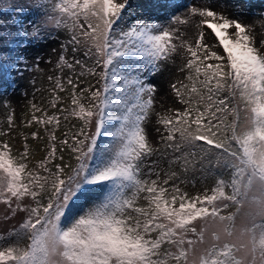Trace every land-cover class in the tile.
<instances>
[{
  "label": "snow or ice",
  "instance_id": "snow-or-ice-1",
  "mask_svg": "<svg viewBox=\"0 0 264 264\" xmlns=\"http://www.w3.org/2000/svg\"><path fill=\"white\" fill-rule=\"evenodd\" d=\"M251 7L0 0V264H264Z\"/></svg>",
  "mask_w": 264,
  "mask_h": 264
},
{
  "label": "rangeland",
  "instance_id": "rangeland-1",
  "mask_svg": "<svg viewBox=\"0 0 264 264\" xmlns=\"http://www.w3.org/2000/svg\"><path fill=\"white\" fill-rule=\"evenodd\" d=\"M248 2L252 5L250 11H249V20H246V23L251 22L253 17H257L259 16V12L261 10H264V0H248ZM219 4H228V5H232L234 3H236V0H218ZM258 30H259V26H258ZM1 70V69H0ZM5 84V83H4ZM8 85V82L6 84V86ZM37 87L40 86L39 81L37 82ZM26 87V84L24 81H18V87L16 88V91L13 92V90H7L5 91L6 97L7 99H9L14 107H17V116L19 115V106L23 105L24 103H26V100L24 99V97L21 95L22 90ZM27 99H32V95H31V89L29 88V96L27 97ZM37 102H39V94H37ZM4 112V109L2 107H0V115H2ZM192 191H195L194 189H192ZM3 223L0 222V231L3 230Z\"/></svg>",
  "mask_w": 264,
  "mask_h": 264
},
{
  "label": "trees",
  "instance_id": "trees-1",
  "mask_svg": "<svg viewBox=\"0 0 264 264\" xmlns=\"http://www.w3.org/2000/svg\"><path fill=\"white\" fill-rule=\"evenodd\" d=\"M1 72L3 73V70H2ZM3 81H5V80H3ZM1 83H2V82H1ZM1 83H0V84H1ZM3 88L5 89V85H3V86L0 85V89H3Z\"/></svg>",
  "mask_w": 264,
  "mask_h": 264
},
{
  "label": "bare ground",
  "instance_id": "bare-ground-1",
  "mask_svg": "<svg viewBox=\"0 0 264 264\" xmlns=\"http://www.w3.org/2000/svg\"><path fill=\"white\" fill-rule=\"evenodd\" d=\"M2 82V78H0V83Z\"/></svg>",
  "mask_w": 264,
  "mask_h": 264
}]
</instances>
